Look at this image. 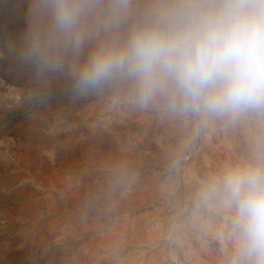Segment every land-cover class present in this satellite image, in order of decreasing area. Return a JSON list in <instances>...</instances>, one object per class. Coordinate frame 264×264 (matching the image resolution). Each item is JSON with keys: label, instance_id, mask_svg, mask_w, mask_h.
I'll return each mask as SVG.
<instances>
[{"label": "rangeland", "instance_id": "1", "mask_svg": "<svg viewBox=\"0 0 264 264\" xmlns=\"http://www.w3.org/2000/svg\"><path fill=\"white\" fill-rule=\"evenodd\" d=\"M26 3L0 0V264H244L231 212L205 193L227 167L264 163V113L202 124L37 80L7 47Z\"/></svg>", "mask_w": 264, "mask_h": 264}, {"label": "clouds", "instance_id": "2", "mask_svg": "<svg viewBox=\"0 0 264 264\" xmlns=\"http://www.w3.org/2000/svg\"><path fill=\"white\" fill-rule=\"evenodd\" d=\"M23 19L17 64L65 74L74 97L115 89L202 124L264 113V0H27ZM205 195L231 212L244 264H264V163L227 167Z\"/></svg>", "mask_w": 264, "mask_h": 264}, {"label": "bare ground", "instance_id": "3", "mask_svg": "<svg viewBox=\"0 0 264 264\" xmlns=\"http://www.w3.org/2000/svg\"><path fill=\"white\" fill-rule=\"evenodd\" d=\"M24 6H26V5H24ZM23 9V8H22ZM21 9V10H22ZM25 10V9H24ZM23 11V10H22ZM51 77V76H50ZM58 78V77H57ZM61 104V103H60ZM85 106V105H84ZM97 107V106H96ZM92 113V112H91ZM111 115V114H110ZM66 118V117H65ZM67 120H69V119H67ZM102 120V119H101ZM73 121V120H72ZM113 121V120H112ZM66 122V121H65ZM111 122V121H110ZM101 123V122H100ZM108 123V122H107ZM117 123V122H116ZM115 123V124H116ZM126 123V122H125ZM94 124V123H93ZM122 124V123H121ZM85 125V124H84ZM83 125V126H84ZM88 125V124H87ZM117 125V124H116ZM124 125V124H123ZM146 125V124H145ZM60 126V125H59ZM64 126V125H63ZM112 126V125H111ZM128 127V126H127ZM137 127V126H136ZM188 127V126H187ZM142 128V127H141ZM146 128H147V126H146ZM134 129V128H133ZM139 129V128H138ZM66 130V129H65ZM69 130V129H68ZM75 130V129H74ZM73 130V131H74ZM81 131V130H80ZM140 132V131H139ZM48 134V133H47ZM55 134V133H54ZM62 134H63V132H62ZM79 135V134H78ZM84 135V134H83ZM82 136V135H81ZM97 136V135H96ZM59 137V136H58ZM61 137V136H60ZM98 137V136H97ZM96 137V138H97ZM105 137V136H104ZM54 138V137H53ZM56 138V137H55ZM65 138V137H64ZM59 139V138H58ZM71 139V138H70ZM73 140V139H72ZM97 143V142H96ZM119 143V142H118ZM86 144H88V143H86ZM99 145V144H98ZM120 145V144H119ZM129 145V144H128ZM85 146H87V145H85ZM89 146V145H88ZM105 146V145H104ZM122 146V145H121ZM120 146V147H121ZM105 148V147H104ZM126 150V149H125ZM132 150V149H131ZM130 151V150H129ZM143 151V150H142ZM88 152H90V151H88ZM140 152V151H139ZM144 152V151H143ZM115 153V152H114ZM147 153V152H146ZM90 154V153H89ZM121 154V153H120ZM116 155H118V154H116ZM133 156H134V154H133ZM132 156V157H133ZM135 156H137V155H135ZM150 156H151V154H150ZM95 157V156H94ZM124 158V157H123ZM95 159V158H94ZM101 159V158H100ZM106 159V158H105ZM104 159V160H105ZM108 159V158H107ZM110 160V159H109ZM108 160V161H109ZM128 160V159H127ZM107 161V160H106ZM112 161V160H111ZM132 161V160H131ZM127 162V161H126ZM146 162V161H145ZM116 163V162H115ZM136 163V162H135ZM58 164V163H57ZM118 164V163H117ZM126 164V163H125ZM133 165H134V163H132ZM46 165V164H45ZM116 165V164H115ZM56 166V165H55ZM54 166V167H55ZM124 166V165H123ZM122 166V167H123ZM53 167V166H52ZM58 167H59V165H58ZM121 167V166H120ZM121 167V168H122ZM130 167V166H129ZM132 167V166H131ZM51 169V168H50ZM65 169V168H64ZM79 170V169H78ZM78 170H76V171H78ZM47 171V170H46ZM80 171V170H79ZM93 173H95V172H93ZM118 173V172H117ZM51 174V173H50ZM59 174V173H58ZM57 174V175H58ZM86 174V173H85ZM115 174V173H114ZM42 175V174H41ZM87 175H88V173H87ZM90 175V174H89ZM110 175H111V173H110ZM117 175V174H116ZM51 176V175H50ZM78 176V175H77ZM82 176H83V174H82ZM108 176V175H107ZM134 176V175H133ZM81 177V176H80ZM43 178V177H42ZM44 178H45V176H44ZM48 178V177H47ZM137 178V177H136ZM147 178V177H146ZM116 179V178H115ZM126 179V178H125ZM135 179V178H134ZM52 180V179H51ZM117 180V179H116ZM41 181H43L42 179H41ZM50 181V180H49ZM124 181V180H123ZM132 181V180H131ZM47 182V181H46ZM116 182V181H115ZM145 182V181H144ZM130 183V182H129ZM129 183H127V184H129ZM47 184V183H46ZM132 184V183H131ZM136 184V183H135ZM93 185V184H92ZM49 186V185H48ZM125 187V186H124ZM93 189V188H92ZM123 189V188H122ZM128 189V188H127ZM94 190V189H93ZM126 191H128V190H126ZM68 192H71V191H68ZM72 193V192H71ZM124 193V192H123ZM130 194V193H129ZM71 195V194H70ZM73 195V194H72ZM76 196V195H75ZM67 197H69V196H67ZM134 199V198H133ZM75 201H76V199H75ZM96 204V203H95ZM134 204V203H133ZM94 209V208H93ZM124 211V210H123ZM128 212V211H127ZM117 213V212H116ZM102 219H100V221H101ZM122 221V220H121ZM93 224V223H92ZM133 226V225H132ZM100 227V226H99ZM129 228V227H128ZM113 232V231H112ZM125 232V231H124ZM105 239V238H104ZM116 241V240H115ZM106 243H108V241H106L105 242V244ZM140 253V252H139ZM134 254V253H133ZM112 255V254H111ZM134 261L135 260H133V257L132 256H129V257H127L126 259H123L122 260V263L121 264H134ZM110 264V263H109ZM116 264V263H115ZM120 264V263H119ZM138 264H148V261L147 260H142V261H139L138 262Z\"/></svg>", "mask_w": 264, "mask_h": 264}]
</instances>
